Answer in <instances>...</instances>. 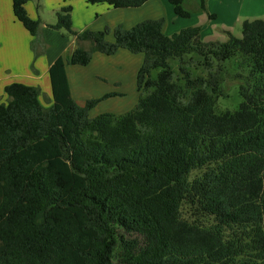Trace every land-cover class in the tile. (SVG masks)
Returning a JSON list of instances; mask_svg holds the SVG:
<instances>
[{
  "label": "trees",
  "instance_id": "16d2710c",
  "mask_svg": "<svg viewBox=\"0 0 264 264\" xmlns=\"http://www.w3.org/2000/svg\"><path fill=\"white\" fill-rule=\"evenodd\" d=\"M28 1L11 0L12 12L37 58ZM71 1L48 26L77 45L49 68L51 106L21 83L0 102V264H264V20L244 21L239 38L225 31V42L202 41L198 26L167 36L163 18L78 34ZM85 1L137 9L148 0ZM184 2L168 0L179 18L191 15ZM119 49L143 55L138 102L90 118L114 94L78 106L65 65ZM236 54L249 67L242 102L218 113L225 95L212 69ZM193 55L206 76L190 70Z\"/></svg>",
  "mask_w": 264,
  "mask_h": 264
},
{
  "label": "crops",
  "instance_id": "0c3cea01",
  "mask_svg": "<svg viewBox=\"0 0 264 264\" xmlns=\"http://www.w3.org/2000/svg\"><path fill=\"white\" fill-rule=\"evenodd\" d=\"M201 1L204 3L205 11L200 9ZM236 3L239 11H235ZM69 4L72 8L71 28L73 32L78 34L87 30L98 32L102 31L105 27L114 28L117 25L130 29L142 21L161 18L164 19L163 32L167 36L177 33L183 28L200 26H191L189 22H180L178 20L179 17L177 18L174 15L172 6L168 3V0H148L142 7L137 9H111L106 4H87L85 0H73ZM64 5L65 0H30L26 3L25 9L28 16L31 19L40 21L39 42H41V34H43L42 41H44L47 37L55 36L56 32L60 33L61 30H52L48 26L56 23L57 13ZM184 7L191 15L189 18L183 19H191L192 13H198L196 15H198L200 23L209 27H211L210 23L213 21H222L221 32H215L210 40L204 42H224L220 39V36H225V31L231 32L230 28L234 22L239 21L242 25L244 21L264 20V0H185ZM239 12L241 15L237 16ZM210 15L213 16L211 19L208 17ZM235 17V21L231 23ZM175 21L180 24V29L172 28L169 31V25ZM201 30L200 27V37H202ZM208 32L212 36L213 31L208 30ZM106 40L112 42L113 36L111 34L108 35ZM31 42L32 37L13 15L11 0H0V102L8 100L4 93L5 86L12 83H21L36 87L39 90V98L42 105L44 100L47 104L46 106L50 107L52 96L48 75L49 68L57 58L61 57L66 60L72 54L77 47L76 39L74 37L71 40L67 51H65L66 49L63 50L62 53L56 54L52 59L46 58V62L43 60L42 55L34 58V54L30 48ZM81 45L84 49H89L90 47L88 42H82ZM37 51L41 52L42 48L37 49ZM142 62V54H132L127 50L119 49L111 56L98 52L93 53L90 62L86 66L66 64L65 73L70 95L80 107H83L88 100L99 99L107 94L122 95L126 92L124 81L121 79L123 67L129 64L134 65L132 73L135 71L136 77ZM91 67H97L98 73H95L96 75L93 77L86 76L85 70L91 69ZM135 84L134 88L136 87ZM102 85L108 87L106 90L102 89L100 94L93 90L102 87ZM137 92H135L137 95L136 100L139 95ZM114 99H123V97H110L99 102L89 111V117L93 118L90 114L91 111L95 110L101 103H107Z\"/></svg>",
  "mask_w": 264,
  "mask_h": 264
},
{
  "label": "rangeland",
  "instance_id": "374dc122",
  "mask_svg": "<svg viewBox=\"0 0 264 264\" xmlns=\"http://www.w3.org/2000/svg\"><path fill=\"white\" fill-rule=\"evenodd\" d=\"M237 1V0H236ZM189 5H191L189 3ZM239 11L238 5L236 3L235 5V11ZM200 12V11H199ZM192 18L191 19H183V18H178V20H180V22L186 23L189 22V25L193 26V25H200L199 27H201V40L202 41H208L211 39V37H213V35L218 32H221V27H222V21L221 20H216L213 21L211 24V27L205 25V24H201L199 19H198V13H192ZM241 15L240 12L237 14V16ZM168 19V18H167ZM236 17L233 19V21L231 23H233L235 21ZM200 23V24H199ZM118 26V25H117ZM169 31H171V29H180V24L177 23L176 21L173 24L169 25ZM231 33L236 36V37H241V24L240 22H234L231 25ZM208 30H212L213 34L212 36L209 35ZM168 32V31H167ZM55 36H50V37H46V40L42 41L43 39V34H41L40 37V43L41 44H37V49L42 48L43 54H42V58L43 60L46 62V58L47 59H52L56 54L62 53L63 50L67 51L70 47V42L71 40L74 39L73 35L68 34L66 31L61 30L60 33L56 32ZM60 34V35H58ZM64 35V38H63ZM220 39L222 41H226L227 40V36H220ZM66 53V52H65ZM124 59V58H122ZM192 59L194 61L193 65H191L190 70L192 71V73L194 74V76H206V73L203 71V69L201 67H199L196 63L197 60V56L193 55ZM245 59L243 58L242 55L240 54H236L234 57H232L231 59L227 60L226 62H224L221 66V71H218L217 65L213 66L212 72L213 74H217L218 76V81L220 84V88L223 91V94L225 96L220 97L217 100L216 103V111L218 113L224 112V111H236L239 108V105L242 102L241 97L238 94V87L240 84L241 79L245 78L248 75L249 72V67L247 62L244 61ZM127 65V64H126ZM134 65L129 64L125 67H123L122 70V76L121 79H123L124 81V85L126 88V92H124L122 95L120 94H114L112 97H117V96H121L123 97V99H114V100H110L107 103H101V105L97 106V108L95 110L91 111V116H97L101 113H114L115 115H123L125 113H127L128 111L132 110L137 102L138 99L136 100V87L134 88V84L136 82V77H135V71L132 73V67ZM136 67V66H135ZM172 67L174 70H177V63L174 61L172 62ZM98 69L97 67H91V69H87L85 70V75L89 76V77H93L94 75H96L95 73H98ZM135 77V78H134ZM119 78V77H118ZM105 84V83H104ZM136 85V84H135ZM108 86L102 85V87H98V89H93L94 91H97L99 94L101 93L102 89L107 88ZM96 93V92H95ZM138 93V92H137ZM98 94V95H99ZM139 97V95H138ZM102 98V97H101ZM99 98V99H101ZM105 100V99H104ZM103 101V100H102ZM101 102V101H100ZM45 104V105H44ZM43 105L45 107L46 106V102L43 100ZM196 173H193L191 176H194Z\"/></svg>",
  "mask_w": 264,
  "mask_h": 264
}]
</instances>
